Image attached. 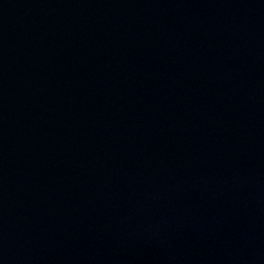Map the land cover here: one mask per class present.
<instances>
[{
	"label": "water",
	"instance_id": "obj_1",
	"mask_svg": "<svg viewBox=\"0 0 264 264\" xmlns=\"http://www.w3.org/2000/svg\"><path fill=\"white\" fill-rule=\"evenodd\" d=\"M0 264H264V0H0Z\"/></svg>",
	"mask_w": 264,
	"mask_h": 264
}]
</instances>
